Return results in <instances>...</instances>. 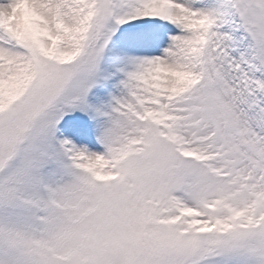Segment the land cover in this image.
<instances>
[{
    "label": "snow or ice",
    "instance_id": "1",
    "mask_svg": "<svg viewBox=\"0 0 264 264\" xmlns=\"http://www.w3.org/2000/svg\"><path fill=\"white\" fill-rule=\"evenodd\" d=\"M0 264H264V0H0Z\"/></svg>",
    "mask_w": 264,
    "mask_h": 264
}]
</instances>
